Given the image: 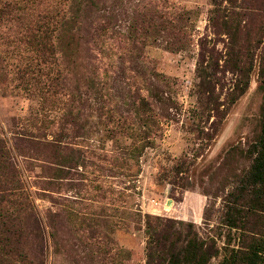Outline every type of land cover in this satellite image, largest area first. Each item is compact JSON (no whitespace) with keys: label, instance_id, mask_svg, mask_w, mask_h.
Wrapping results in <instances>:
<instances>
[{"label":"rangeland","instance_id":"rangeland-1","mask_svg":"<svg viewBox=\"0 0 264 264\" xmlns=\"http://www.w3.org/2000/svg\"><path fill=\"white\" fill-rule=\"evenodd\" d=\"M78 19L33 73L18 68L34 53L0 49V137L21 181L0 199V264H168L188 231L206 264L264 244L247 184L264 0H91Z\"/></svg>","mask_w":264,"mask_h":264},{"label":"trees","instance_id":"trees-1","mask_svg":"<svg viewBox=\"0 0 264 264\" xmlns=\"http://www.w3.org/2000/svg\"><path fill=\"white\" fill-rule=\"evenodd\" d=\"M91 0H0V49L1 47L34 53L26 63L18 68V73H29L39 69L40 62L47 61V55L72 44L71 32L78 24L79 16ZM114 30L107 26L99 29V36ZM117 32V31H116ZM115 34V33H112ZM1 52V50H0ZM4 60V58H3ZM37 60L38 63H33ZM255 154L249 171V181L253 199L250 208L253 212L264 211V99L260 113V131L251 146ZM11 164L4 140L0 137V199L11 202L21 189V181L16 171L8 176L7 169ZM11 169H9L10 171ZM247 189V188H246ZM13 202V201H12ZM178 223L183 224L182 221ZM181 246L171 250L168 264H206L207 253L198 242L196 233L185 235ZM150 245L148 248L150 249ZM13 252V248L9 254ZM263 243L249 246L248 252L234 251L223 264H264ZM15 252V251H14ZM146 264H152L154 254L149 251Z\"/></svg>","mask_w":264,"mask_h":264}]
</instances>
